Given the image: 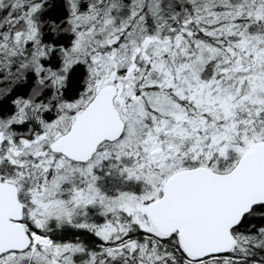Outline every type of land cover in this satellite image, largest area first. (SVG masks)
<instances>
[{
	"label": "snow or ice",
	"instance_id": "obj_1",
	"mask_svg": "<svg viewBox=\"0 0 264 264\" xmlns=\"http://www.w3.org/2000/svg\"><path fill=\"white\" fill-rule=\"evenodd\" d=\"M0 264H264V0H0Z\"/></svg>",
	"mask_w": 264,
	"mask_h": 264
}]
</instances>
